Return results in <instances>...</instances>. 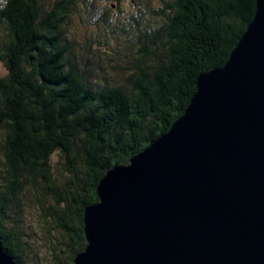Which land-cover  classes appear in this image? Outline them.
<instances>
[{
    "label": "trees",
    "instance_id": "obj_1",
    "mask_svg": "<svg viewBox=\"0 0 264 264\" xmlns=\"http://www.w3.org/2000/svg\"><path fill=\"white\" fill-rule=\"evenodd\" d=\"M254 13L255 0H0L3 251L27 264V210L48 264H73L105 172L169 132Z\"/></svg>",
    "mask_w": 264,
    "mask_h": 264
},
{
    "label": "water",
    "instance_id": "obj_2",
    "mask_svg": "<svg viewBox=\"0 0 264 264\" xmlns=\"http://www.w3.org/2000/svg\"><path fill=\"white\" fill-rule=\"evenodd\" d=\"M73 264H264V0L168 133L105 172ZM0 264H16L0 246Z\"/></svg>",
    "mask_w": 264,
    "mask_h": 264
},
{
    "label": "rangeland",
    "instance_id": "obj_3",
    "mask_svg": "<svg viewBox=\"0 0 264 264\" xmlns=\"http://www.w3.org/2000/svg\"><path fill=\"white\" fill-rule=\"evenodd\" d=\"M129 3V1H128ZM129 4L125 2V7L127 8ZM129 12V10H126ZM7 75V72L4 66L0 63V78H3ZM59 161V156L56 155L52 158V164L55 165ZM63 172V171H61ZM54 173H56L54 171ZM57 175V174H56ZM58 176V175H57ZM11 218L13 217L12 213L10 214ZM22 224L24 231L32 232V235L22 236V246L25 249V255L28 256L27 264H48L49 263V254L45 245V236L42 233V228L37 222L35 215H30L29 211H25L22 215ZM7 224L10 227L11 224L7 220ZM23 231V232H24ZM34 233V234H33ZM35 255L37 257H35Z\"/></svg>",
    "mask_w": 264,
    "mask_h": 264
}]
</instances>
